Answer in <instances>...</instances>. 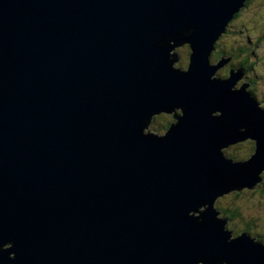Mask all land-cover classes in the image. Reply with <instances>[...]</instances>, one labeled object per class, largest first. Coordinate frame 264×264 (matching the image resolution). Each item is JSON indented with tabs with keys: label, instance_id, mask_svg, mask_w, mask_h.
Segmentation results:
<instances>
[{
	"label": "water",
	"instance_id": "95a60500",
	"mask_svg": "<svg viewBox=\"0 0 264 264\" xmlns=\"http://www.w3.org/2000/svg\"><path fill=\"white\" fill-rule=\"evenodd\" d=\"M245 4L0 0V264H264L212 212L264 171L244 70L207 58ZM163 113L176 123L152 136ZM245 139L254 154L226 162Z\"/></svg>",
	"mask_w": 264,
	"mask_h": 264
},
{
	"label": "rangeland",
	"instance_id": "374dc122",
	"mask_svg": "<svg viewBox=\"0 0 264 264\" xmlns=\"http://www.w3.org/2000/svg\"><path fill=\"white\" fill-rule=\"evenodd\" d=\"M239 21H241L239 23L241 31L240 34L232 35L230 33H225L224 35L218 37L214 42L213 49L207 57L208 62L210 61L209 64L211 66H215L221 59H224V57L227 58L228 62L232 60L231 65L224 63L216 71L217 76H225L228 69H239L237 62H240L241 60H253L254 62H256V70L264 76V0H246L245 8H243V11L240 14ZM229 24H231L232 27V22H229ZM245 38L248 39V42L250 43L249 48L254 52V56L252 58L251 56H246V50H244L243 53H240V45L246 43ZM182 49L183 48L179 46L174 47L171 51L167 52L168 55L175 54L177 58V61L171 64L172 69H185V63L188 59V53L186 51V48H184L183 50ZM248 69L246 71H248ZM239 81L240 82L237 84L238 88H240L241 84L246 80ZM248 90L251 91L250 86H248ZM256 93L257 97L253 94L252 96L256 98L259 106L261 108H264V84H257ZM175 112L182 116L180 110H175ZM212 115L215 114L213 113ZM157 119L158 120L156 121L159 124H161L164 120L163 117H159ZM174 123H176V121L173 120L171 124ZM151 125L152 123L150 122L147 127V131L155 134ZM251 144H254L255 151V143L250 139L239 141L235 145L231 146L234 148H227L226 146L222 151H224V154L225 156H227V158H230L229 155L226 154V151L228 149L230 153L235 156L234 158L230 159L244 162L250 158L251 154H254L253 151L245 158L248 149L247 147L251 146ZM262 172L260 171L258 175H262L263 178L264 173L262 174ZM256 183L257 184L252 189L243 188L239 192H229L223 197H226V199L230 201V198L233 197L234 193H242L241 195L239 194L234 201V205L236 206L235 208H237V214L240 218H232V221H229V219L223 215L221 211L222 209H220V205L218 202V200L222 198L217 199V201L215 202V208L220 211V217L226 218L228 220L226 228L229 230L228 232L231 233L232 237H238L241 235V233H246L252 237V240L261 242L264 241V197L259 198V195L264 192V178L262 179V181H257ZM261 188L263 189V191L258 190ZM224 203L225 205L228 204L227 202ZM221 206L224 207V205ZM230 209H233V207H231ZM246 225L248 228H246L245 230Z\"/></svg>",
	"mask_w": 264,
	"mask_h": 264
},
{
	"label": "trees",
	"instance_id": "16d2710c",
	"mask_svg": "<svg viewBox=\"0 0 264 264\" xmlns=\"http://www.w3.org/2000/svg\"><path fill=\"white\" fill-rule=\"evenodd\" d=\"M240 14H241V13H238V14L234 17V19H233L231 22H233V21H235V20H239ZM229 25H230V24H229ZM243 45H244V47L247 46V44H243ZM183 48H186V51H187L188 56H189V54H190L189 47H188V46H185V47L183 46ZM240 50H241L240 53H243V52H244V49H240ZM188 56H187V58H188ZM253 56H254V55H253V53H252V54H251V57H253ZM237 63H238V65H239L244 71L247 70L248 67H246L247 65L245 64L244 61L241 60L240 62H237ZM188 65H189V60L187 59V60H186V63H185V66L188 67ZM175 113L178 115L177 112H175ZM175 113H174V114H175ZM169 115H172V114H166V113H163V114H159V115L153 117V119H152V121H151V123H152L151 126H152L153 131L155 132V134L163 135V133L166 131V129L171 125V123L173 122V116H169ZM159 117H161V118L163 117V118H164L163 122L161 123L162 125L159 124V123H157V121H156V120H158L157 118H159ZM229 148H234V147H229ZM247 148H248V149H247V154L245 155V158H246L250 153H252V152L254 151V144H251V146H249V147H247ZM227 152H228V153H227ZM226 154H228L230 158H234V157H235L233 154L230 153V151H229L228 149H227V151H226ZM251 155H252V154H251ZM263 178H264V177H263ZM256 190H257V189H256ZM258 190L263 191L262 188H261V189H258ZM239 194L241 195L242 193H234L233 197L230 198V201L227 200L226 197H225V198L222 197V199H219V200H218L219 205H220V209H222L221 211H222L223 215H224L225 217H227V218L229 219V221H232V218L235 219V218H238V217H239V215L237 214V208H235L236 206L234 205L235 198H236ZM262 197H264V192H262V193L259 195V198H262ZM224 202H227V203H228V204H226L227 206L225 205ZM221 205H224V207L221 206ZM231 207H233V209H230ZM239 218H240V217H239ZM246 228H248L247 225H246V227H245V230H246Z\"/></svg>",
	"mask_w": 264,
	"mask_h": 264
},
{
	"label": "flooded vegetation",
	"instance_id": "af4514ba",
	"mask_svg": "<svg viewBox=\"0 0 264 264\" xmlns=\"http://www.w3.org/2000/svg\"><path fill=\"white\" fill-rule=\"evenodd\" d=\"M235 21H237V20H235ZM235 21H233L232 24H235L236 23ZM228 26L231 27V24L230 25L228 24ZM232 27H233V25H232ZM228 33H230V31ZM243 44H247V46L244 47ZM243 44L240 45V49L246 50V56L247 57H250L252 53L254 54V52L249 48L250 43L248 42V39L246 40V43H243ZM244 62L249 67V69H248V71H244V77L241 80H246V81H244V83L245 84H248L250 86V90H251V91H249L248 88H247L248 92H250L251 95L253 94L254 96L257 97V93H256V91H257V84L258 83L259 84H264V76L261 75L256 70V68H255L256 62H254L253 60H251V61L248 60V61H244ZM227 64L231 65L232 64V60H230ZM238 67L241 68L239 65H238ZM229 71H230V69H228L227 74L225 76H217V73H216V76L219 77V78H226L228 76ZM254 72H255V74H254ZM239 82L240 81H238L236 83V85L234 87L235 89L238 88L237 87V84ZM244 83H242V84H244Z\"/></svg>",
	"mask_w": 264,
	"mask_h": 264
},
{
	"label": "bare ground",
	"instance_id": "6f19581e",
	"mask_svg": "<svg viewBox=\"0 0 264 264\" xmlns=\"http://www.w3.org/2000/svg\"><path fill=\"white\" fill-rule=\"evenodd\" d=\"M210 62V61H209ZM248 86L249 85H247V87H246V89H245V92L249 95V97L255 102V104L257 105V107L260 109V110H262V111H264V108H261L260 106H259V103H257V101H256V99L251 95V93L250 92H248V90H247V88H248ZM215 115H220V113L219 112H213ZM215 115H212L211 114V117H218V116H215ZM176 121V120H175ZM148 130V129H147ZM149 134H151L152 136H159V135H157V134H154V133H151V132H148ZM236 143H238V142H236ZM236 143H234V144H231V145H228L227 146V148H229V147H231L232 145H235ZM240 146V145H239ZM226 148V149H227ZM225 149V148H224ZM223 149H221V151H220V154H221V156L223 157V159L226 161V162H234V163H243V162H241V161H235V160H233V159H230V158H227V156H225V154H224V151H222ZM252 156V155H251ZM250 156V157H251ZM245 162V161H244ZM264 173V171L262 172V174ZM257 177L259 178V182L260 181H262V175L261 176H258L257 175ZM257 184V183H256ZM255 184V185H256ZM254 185V186H255ZM254 186H252V187H250L249 189H252ZM243 188H241V189H239V190H234V191H231V192H239L240 190H242ZM229 193V192H228ZM228 193H226V194H228ZM226 194H224L223 196H221V197H219V198H222V197H224ZM218 198V199H219ZM217 201V198L212 202V212H213V214H214V216L217 218V219H219V220H221V221H223L225 224H224V226H223V231L224 232H228L229 230L226 228V226H227V222H228V220L226 219V218H222V217H220V211H218L216 208H215V202ZM241 234H243V233H241ZM246 234V233H245Z\"/></svg>",
	"mask_w": 264,
	"mask_h": 264
},
{
	"label": "clouds",
	"instance_id": "9594fccd",
	"mask_svg": "<svg viewBox=\"0 0 264 264\" xmlns=\"http://www.w3.org/2000/svg\"><path fill=\"white\" fill-rule=\"evenodd\" d=\"M245 8V7H244ZM243 11V8L240 10V12H238V13H241ZM237 13V14H238ZM237 14H235V16L237 15ZM234 16V17H235ZM234 17L231 19V20H233L234 19ZM229 22H231V21H229ZM229 22H228V24H229ZM241 21H239V20H237V22L235 23V24H233V27H229L228 26V24H227V26L225 27V30H224V32L220 35V36H222V35H224L225 33H228L229 31H230V34H232V35H238V34H240V25H239V23H240ZM219 36V37H220ZM247 39L245 38V41H246ZM183 46L185 47V46H188V45H186V44H183L181 47L183 48ZM184 49V48H183ZM182 49V50H183ZM224 59H227L226 57H224ZM188 60H189V56H188ZM228 63V61L225 63V64H227ZM248 67V66H247ZM187 67L185 66V69H186ZM249 68V67H248ZM247 68V69H248ZM232 238H234V237H232L231 236V238L230 239H232ZM229 239V240H230ZM262 243H264V241H261Z\"/></svg>",
	"mask_w": 264,
	"mask_h": 264
}]
</instances>
